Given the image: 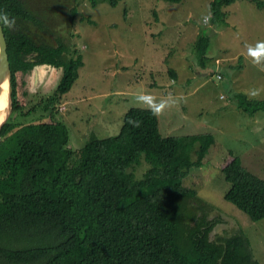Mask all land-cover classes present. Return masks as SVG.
Masks as SVG:
<instances>
[{"label":"trees","instance_id":"obj_1","mask_svg":"<svg viewBox=\"0 0 264 264\" xmlns=\"http://www.w3.org/2000/svg\"><path fill=\"white\" fill-rule=\"evenodd\" d=\"M235 1H212L215 23H227L223 9ZM252 2L264 9V0ZM0 10L17 20L15 30L4 28L13 114L28 116L35 110L23 77L34 65L64 70L54 94L44 100L47 118L27 125L9 119L2 130L0 264H261L241 230L211 239L216 219L208 217L209 207L197 191L185 185L188 172L201 168L215 145L213 135L165 137L159 117L132 107L118 135L95 137L73 149L57 107L79 79L83 56L75 50L78 57L68 58L62 42L64 49L55 48L51 39L38 43L33 30L40 19L23 0H0ZM210 42L208 35L198 36L195 47L202 58ZM169 72L178 77L175 69ZM235 95L244 112L264 110V100ZM130 119L141 126L134 127ZM141 161L149 169L139 180L134 170ZM220 168L230 184L225 199L252 221L264 219V179L247 170L234 151L226 153ZM189 204L202 214L188 215Z\"/></svg>","mask_w":264,"mask_h":264},{"label":"rangeland","instance_id":"obj_2","mask_svg":"<svg viewBox=\"0 0 264 264\" xmlns=\"http://www.w3.org/2000/svg\"><path fill=\"white\" fill-rule=\"evenodd\" d=\"M212 1L117 0L114 5L109 0H79L75 20L53 21L55 37L60 29L77 34L66 42L75 41L84 61L79 79L58 104L57 116L70 131L71 146L79 150L95 137L118 135L128 110L144 108L135 103L139 90L157 98L169 93L183 97L159 116L160 130L165 137L211 134L216 139L203 166L191 169L185 179L209 207L208 217L216 219L211 239L241 230L255 259L264 264V219L252 221L225 199L230 184L220 168L226 153L234 151L247 170L264 179V110L250 115L238 108L235 97L264 88V71L246 56L247 44L264 40V9L252 0H237L223 9L226 24L212 19L204 26L201 17L209 11L213 15ZM200 34L211 41L204 58L195 47ZM77 55L71 51L69 58ZM170 68L177 71L176 79ZM63 72L46 65L28 71L25 90L35 110L28 116L12 113L11 121L27 125L47 118L44 100L54 94ZM255 99L264 100V92ZM191 156L196 159L195 152ZM148 169L141 161L134 170L137 179ZM200 211L189 204L186 213Z\"/></svg>","mask_w":264,"mask_h":264},{"label":"clouds","instance_id":"obj_3","mask_svg":"<svg viewBox=\"0 0 264 264\" xmlns=\"http://www.w3.org/2000/svg\"><path fill=\"white\" fill-rule=\"evenodd\" d=\"M213 19L211 11L203 14L201 17V23L204 26L210 24ZM0 27L7 28L9 30H15L17 27V20L11 16L7 11L0 10ZM246 56L250 58V62L253 66L259 68L260 71H264V40H260L246 45ZM219 78L222 75L219 74ZM264 92V88H251L246 90V95L250 99L258 98L261 93ZM135 103L146 108L152 113L153 116L159 117L165 113V111L174 105L181 102L183 97H177L172 93H169L163 98H157L155 95L141 89L135 94ZM129 123L134 127H140L141 121L130 119Z\"/></svg>","mask_w":264,"mask_h":264},{"label":"flooded vegetation","instance_id":"obj_4","mask_svg":"<svg viewBox=\"0 0 264 264\" xmlns=\"http://www.w3.org/2000/svg\"><path fill=\"white\" fill-rule=\"evenodd\" d=\"M78 1L79 0H23V2L26 3V7L28 8V10L34 13L36 17L40 19V27L38 28L34 25L35 30H33L35 33L34 38L36 39V41L38 43H49L51 39L55 48L64 49L61 44L62 42L65 46H67L64 50V54L69 58L70 52L75 51L76 46L75 41L72 45L68 44L66 40H68V37L73 39V37L76 36L77 38V34H74L72 32V29H68L67 31H65L64 29H60L55 37L54 33H56L57 30H54L53 21L59 18L68 19L70 17L74 18L75 20L78 11L76 3ZM26 27L27 23H25V28ZM44 65L50 66L47 64H36L33 66V69L37 66L40 67Z\"/></svg>","mask_w":264,"mask_h":264},{"label":"water","instance_id":"obj_5","mask_svg":"<svg viewBox=\"0 0 264 264\" xmlns=\"http://www.w3.org/2000/svg\"><path fill=\"white\" fill-rule=\"evenodd\" d=\"M5 98L6 107L0 109V139L4 126L12 116L13 106V84L12 70L8 53V43L4 28L0 27V105Z\"/></svg>","mask_w":264,"mask_h":264},{"label":"bare ground","instance_id":"obj_6","mask_svg":"<svg viewBox=\"0 0 264 264\" xmlns=\"http://www.w3.org/2000/svg\"><path fill=\"white\" fill-rule=\"evenodd\" d=\"M6 107V102H5V98H3L1 105H0V109H5Z\"/></svg>","mask_w":264,"mask_h":264}]
</instances>
